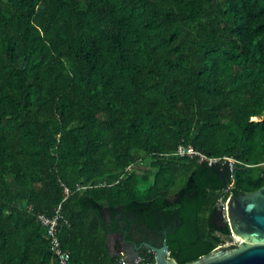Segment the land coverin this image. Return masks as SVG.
I'll return each mask as SVG.
<instances>
[{
  "label": "trees",
  "instance_id": "obj_1",
  "mask_svg": "<svg viewBox=\"0 0 264 264\" xmlns=\"http://www.w3.org/2000/svg\"><path fill=\"white\" fill-rule=\"evenodd\" d=\"M263 185L264 0H0V264H53L59 207L70 264L162 223L190 263L232 239L218 203Z\"/></svg>",
  "mask_w": 264,
  "mask_h": 264
},
{
  "label": "water",
  "instance_id": "obj_2",
  "mask_svg": "<svg viewBox=\"0 0 264 264\" xmlns=\"http://www.w3.org/2000/svg\"><path fill=\"white\" fill-rule=\"evenodd\" d=\"M226 213L228 226L231 234L239 240L236 248L231 246H219L208 256L200 257L198 260L186 264H264V185L258 190L235 195L231 193L229 199L223 204L219 202L217 215L223 220V212ZM110 216H108V220ZM116 238L119 250L117 254L126 255L132 260L140 255L137 247L125 249L129 244L123 241L121 234L110 235L108 245L111 253V239ZM155 264H178L173 258H168L167 247L156 251Z\"/></svg>",
  "mask_w": 264,
  "mask_h": 264
},
{
  "label": "built area",
  "instance_id": "obj_3",
  "mask_svg": "<svg viewBox=\"0 0 264 264\" xmlns=\"http://www.w3.org/2000/svg\"><path fill=\"white\" fill-rule=\"evenodd\" d=\"M175 155L179 156H191V157H198L200 161H208L209 163L217 162L219 159H210L207 158L205 155L195 151L190 146L180 145ZM131 167L127 168V171H130ZM60 207L56 210L53 217H46L44 215H39L38 220L42 226H44L47 230V235L50 238V247L51 252L53 255V264H70L69 262V254L63 250L60 240L58 238V227L60 225ZM117 264H155L152 263L147 257L142 255H137L136 258L129 260L126 255H120L118 258Z\"/></svg>",
  "mask_w": 264,
  "mask_h": 264
},
{
  "label": "flooded vegetation",
  "instance_id": "obj_4",
  "mask_svg": "<svg viewBox=\"0 0 264 264\" xmlns=\"http://www.w3.org/2000/svg\"><path fill=\"white\" fill-rule=\"evenodd\" d=\"M180 211H181L180 209H176L174 211L176 218H179ZM160 214L162 215V219H164L167 212L161 211ZM161 225H163V227L160 230H158V229L154 230L153 227H150L146 233L145 238H143V239L134 238V239L126 240L125 242H127L129 245L125 246V249L131 248L130 245H133L134 247H137V251L139 254H140L141 250L147 249L148 253L153 254L154 257H156V254H157L156 251L158 249H162L164 247H167V249L169 250V255H170L171 249H170L169 244H168V240L170 239V231L167 229V226L165 225V223H162ZM212 225H217L218 227H221V228H225L228 226L225 211L223 212V220L220 221L219 217L217 215V210H216L215 216L213 217V220H212ZM176 229H178V227H176ZM231 237H232V239L235 238L232 234H231ZM113 240H114V242L112 244L113 245L112 246L113 252L117 254L118 252L123 251L124 246L122 245V249L119 250V248L117 246L118 245L117 239L113 237ZM184 242L180 241V243H179L180 248H183L184 246L189 247L190 244L186 241H184ZM234 245L237 247L239 245V243H238V245H236V244H234ZM221 246H223V245H221ZM236 247H234V248H236ZM229 249H230V247H229ZM169 255H168V258H169Z\"/></svg>",
  "mask_w": 264,
  "mask_h": 264
},
{
  "label": "rangeland",
  "instance_id": "obj_5",
  "mask_svg": "<svg viewBox=\"0 0 264 264\" xmlns=\"http://www.w3.org/2000/svg\"><path fill=\"white\" fill-rule=\"evenodd\" d=\"M113 242H114V240H113V238H112V240H111V246H113V245H112ZM238 243H239V240L236 239V238H233L231 241L227 242V243L225 244V246H230V245H234V244L238 245Z\"/></svg>",
  "mask_w": 264,
  "mask_h": 264
}]
</instances>
